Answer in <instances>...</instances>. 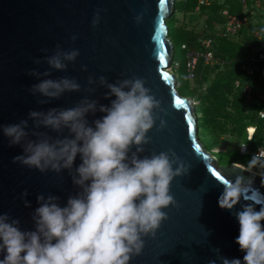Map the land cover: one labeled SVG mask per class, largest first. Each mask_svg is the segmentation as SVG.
I'll list each match as a JSON object with an SVG mask.
<instances>
[{
	"label": "water",
	"instance_id": "water-1",
	"mask_svg": "<svg viewBox=\"0 0 264 264\" xmlns=\"http://www.w3.org/2000/svg\"><path fill=\"white\" fill-rule=\"evenodd\" d=\"M174 3L175 0H0V125L26 120L30 111L71 108L85 97L108 105L110 100L104 99L106 88L97 84L94 92L85 91L89 76L97 80L104 76L109 83L133 77L143 79L145 87L160 102V110H154L158 118L147 133L150 143L143 146L141 158L171 150L190 165V171L173 180L170 194L177 207L163 210L168 219L162 222L154 239L142 237L143 251L133 256L130 264H223L225 259L243 260L244 253L235 242L239 223L234 213L246 204L257 211L264 207V185L259 174L253 175L255 172L236 162L220 165L199 140L195 105L179 94L176 76L168 71L174 45L167 20L174 12ZM98 9L100 20L93 28L92 20ZM137 16L141 17L138 23ZM73 36L77 37L75 41ZM57 45L65 51L78 49L80 53L63 72L52 70L43 62L46 56L55 53ZM161 55L165 57L164 63L160 62ZM35 60L42 62L36 64ZM84 67L87 71L82 70ZM33 70L51 71L50 79L74 78L81 90L66 92L59 99L41 104L39 101L47 98L29 91L33 84L39 83L29 75ZM165 72L167 79L163 76ZM177 100L183 104L177 105ZM101 115L89 114L87 119L91 123ZM161 120L166 125L162 129ZM28 125L30 140L37 139L33 132L46 133L53 140L68 135L66 129L63 133L43 127L36 129L31 120ZM21 154L22 147H10L0 128V214L19 220L21 231H32L38 195L58 196L64 206L68 197L80 189L72 184L67 170L60 174L50 170L40 173L13 163V158ZM79 163L77 157L76 165ZM213 170L219 179L211 174ZM237 176L253 179L252 190L233 210L221 209L218 204L224 190L221 183L235 182ZM25 191L31 207L24 206L21 194ZM4 255L0 252V260Z\"/></svg>",
	"mask_w": 264,
	"mask_h": 264
},
{
	"label": "clouds",
	"instance_id": "clouds-1",
	"mask_svg": "<svg viewBox=\"0 0 264 264\" xmlns=\"http://www.w3.org/2000/svg\"><path fill=\"white\" fill-rule=\"evenodd\" d=\"M100 11L93 17V28L99 23ZM140 19L137 16V23ZM76 39L72 37L73 41ZM79 54L78 49L65 51L57 45L55 53L43 62L50 69L63 72ZM82 70L87 71L86 67ZM29 75L39 80L29 89L31 94L47 98L39 101L41 104L81 90L74 78H48L51 71L33 70ZM87 83L85 91L89 93L95 91L97 84L106 88L104 99L110 103L99 104L85 97L71 108L30 111L26 120L0 125L10 147H22L23 154L15 156L13 163L40 173L50 170L60 174L67 170L72 184L80 189L68 197L64 206L58 196L38 195L32 231H21L19 220L0 214V252L5 253L0 264H130L132 257L143 251L142 237L154 239L162 222L168 219L163 210L177 207L170 187L176 177L189 173L190 165L171 150L141 158L143 146L150 143L147 133L158 118L154 110H160V102L145 87V81L133 77L109 83L104 76L98 80L89 76ZM97 112L102 115L90 123L88 115ZM29 120L36 129L43 127L56 133L66 129L68 135L53 140L46 133L33 132L37 139L30 140L26 131ZM165 126L161 120L160 128ZM257 166L264 169V148L245 169L251 172ZM258 174L264 185V172ZM253 182L237 176L235 182L221 183L224 190L219 207L233 210L252 190ZM27 195L25 191L21 198L25 207H31ZM234 216L239 223L235 242L244 253L243 260L225 259L223 264H264V207L257 211L246 204Z\"/></svg>",
	"mask_w": 264,
	"mask_h": 264
},
{
	"label": "trees",
	"instance_id": "trees-1",
	"mask_svg": "<svg viewBox=\"0 0 264 264\" xmlns=\"http://www.w3.org/2000/svg\"><path fill=\"white\" fill-rule=\"evenodd\" d=\"M261 1L262 9L256 10L232 38L218 37L216 33L224 23L223 9L240 13L236 0H209V4L200 6L198 11H195L196 0H175L174 12L168 20L176 24V15L182 13L190 21L189 26L181 24L176 28L175 36L182 38L179 50L184 56V62L175 60L174 45L171 66H177L173 72L178 83L176 89L181 96L196 99L198 137L202 135L205 138L206 144L203 145L209 151L224 145L225 149L216 153L221 156L228 151L229 140L226 138L246 137L247 126L255 127L249 147L264 145V117H259V112L264 113V100L258 98V94L264 97V79L258 74L249 75L243 69L245 65L254 63L264 71V0ZM209 37L212 39L209 51L213 62L206 64L198 58L190 78L188 54L205 51L200 41ZM212 69L219 71L213 76ZM189 81L194 83V88H190ZM246 87L250 89V99L246 97Z\"/></svg>",
	"mask_w": 264,
	"mask_h": 264
},
{
	"label": "built area",
	"instance_id": "built-area-1",
	"mask_svg": "<svg viewBox=\"0 0 264 264\" xmlns=\"http://www.w3.org/2000/svg\"><path fill=\"white\" fill-rule=\"evenodd\" d=\"M240 6V13H230L228 9H223L221 11V15L224 18V23L222 29L217 31L216 36L224 37V38H232L242 29V27L247 23L249 18L254 15L256 10L262 9V1L261 0H236ZM197 6L195 7V11H198L200 6H205L209 4V0H196ZM212 39L204 38L200 41L201 46L205 49V51L201 53H191L188 54V64L187 67L189 69V77L192 78V70L195 66V63L198 58H202L206 64H211L213 62L212 54L209 51L211 48ZM184 47V46H182ZM172 67V66H170ZM168 68V71L172 73V70ZM245 72L249 75L258 74L260 78L264 79V71L261 70L257 64L249 63L243 67ZM178 85V84H177ZM246 90V97L250 99V89L248 87L245 88ZM258 98L260 100H264V97L261 94H258ZM259 117L263 118L264 113L259 112ZM252 132H249V130ZM255 127L254 126H247L245 128L246 139L250 142L254 136ZM245 145H241L239 148L240 155H247L248 153V146L242 149ZM260 148H264V145H259L254 148V155L258 153Z\"/></svg>",
	"mask_w": 264,
	"mask_h": 264
},
{
	"label": "rangeland",
	"instance_id": "rangeland-1",
	"mask_svg": "<svg viewBox=\"0 0 264 264\" xmlns=\"http://www.w3.org/2000/svg\"><path fill=\"white\" fill-rule=\"evenodd\" d=\"M234 4H236V6H238V4L235 2ZM238 8L240 9V7L238 6ZM176 19H177V23L176 24H172L171 22H169L167 20V26L169 29V38L172 41L173 45H175V60H180L181 62H184V56L182 55V53L179 50V46L181 43V39L178 36H175L177 33L176 28H178V26H180L181 24H184L186 26H189L190 21L187 18V16H183L182 13H178L176 15ZM197 22V21H196ZM190 29V27H188ZM176 65L173 67H170V69L172 70V73L174 72V70L176 69ZM219 71V69L217 70H211V74L214 76L217 72ZM179 80L182 82L181 78H179ZM189 85L190 88H194V83H192V81H189ZM188 99H190L192 101V103L194 105H197V101L196 99H192L189 98L190 96H188ZM200 140L202 144H206V140L205 138L200 135ZM224 139V138H223ZM227 141L229 140L228 146H227V153L223 156L216 154L219 153L221 151H223L225 149L224 145H220L218 148L211 150V153L213 155H217V160L220 162V165H228V163L230 162H238L243 164L245 167H247L248 162L252 159V157L254 156V148L253 147H249V141L246 139V137L243 135L240 139H231L230 137L226 138ZM241 145H246L248 146V153L247 155H240L239 154V148ZM253 172L255 173H260V172H264V169H260L258 166L257 168L252 169Z\"/></svg>",
	"mask_w": 264,
	"mask_h": 264
},
{
	"label": "snow or ice",
	"instance_id": "snow-or-ice-1",
	"mask_svg": "<svg viewBox=\"0 0 264 264\" xmlns=\"http://www.w3.org/2000/svg\"><path fill=\"white\" fill-rule=\"evenodd\" d=\"M164 60H165V57H164L163 55H161V56H160V62H161V63H164ZM163 76H164L165 79L168 78V74H167L166 72L163 73ZM176 104H177V105H182V104H183V101H181V100H177V101H176ZM197 151H199L198 148H197ZM211 174H212L213 176H216L217 179L220 178V176L218 175V173H217L215 170H213V171L211 172Z\"/></svg>",
	"mask_w": 264,
	"mask_h": 264
}]
</instances>
